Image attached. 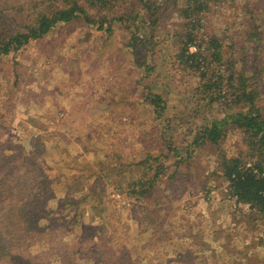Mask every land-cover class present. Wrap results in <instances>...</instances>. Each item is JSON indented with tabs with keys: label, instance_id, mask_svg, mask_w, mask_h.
I'll return each instance as SVG.
<instances>
[{
	"label": "rangeland",
	"instance_id": "374dc122",
	"mask_svg": "<svg viewBox=\"0 0 264 264\" xmlns=\"http://www.w3.org/2000/svg\"><path fill=\"white\" fill-rule=\"evenodd\" d=\"M131 7L119 3L107 16L120 18ZM233 9H214V26L207 25L208 30L224 32L226 23L235 22ZM83 18L58 26L0 64L2 155L12 142L16 153L40 146L38 167L57 186L78 177L93 182L94 174L112 172L111 181L103 183L100 203L86 205L74 234L61 224V232L48 231L45 246L35 239L33 263L57 264L59 251L52 244L61 240L67 245L62 252L81 264L98 256L111 264H187L186 254L192 256L190 264L263 263L264 216L231 199L226 181L206 179L216 150L207 146L184 162L174 155L175 149L186 153L206 116L197 110V83L178 74L166 58L157 59L163 50L175 52L167 43V21L153 33L147 30L160 42L159 51L150 56L145 43L138 38L133 43L132 31L120 22L113 23L109 36L98 29L99 20L93 25ZM143 53L154 62L150 73L140 67ZM152 94L167 103L161 115L147 101ZM228 136L226 150L238 151L243 138ZM148 156L159 159L165 173L156 187L161 191L145 201L135 196L139 186L132 183L142 172L146 178L154 175L140 165ZM121 183L122 195L115 190ZM147 214L156 225L148 224ZM144 229L150 231L143 234Z\"/></svg>",
	"mask_w": 264,
	"mask_h": 264
},
{
	"label": "trees",
	"instance_id": "16d2710c",
	"mask_svg": "<svg viewBox=\"0 0 264 264\" xmlns=\"http://www.w3.org/2000/svg\"><path fill=\"white\" fill-rule=\"evenodd\" d=\"M128 2L132 4L131 10L122 17L107 16L119 3ZM224 5L234 8L235 22L226 23L224 32L221 29L209 31L207 25L214 26V9ZM89 13H94V17ZM81 17L93 25L99 20L98 29L109 36L113 35V23L120 22L132 31L133 43H137L136 38L145 43L144 52H151L150 56L154 55L152 51H159L160 42L147 30L153 33L167 21L171 27L166 34L167 43L175 52L170 55L163 50L157 59L166 58L180 71L178 74L189 75L197 83L201 96L197 110L206 116L186 153L175 149L174 155L184 162L207 146L215 149L216 163L206 179L215 177L226 181L231 199L264 216V85L261 83L264 77V0H0V64L31 43L44 40L58 26ZM141 61L140 67L146 73L152 72L154 62L149 61L146 54L143 53ZM149 99V105L158 115L166 111L167 103L161 95L152 94ZM215 108L224 113H215ZM229 134L243 138L236 152L225 148ZM13 145L12 142L4 155L0 148V264H34L31 259L35 239L45 246L48 231L54 233L59 229L61 232V224L64 231L74 234L73 228L78 229L86 205L100 203L103 183L111 181L112 172L102 170V174H94L93 182L78 177L72 181L62 180L57 186L53 178L38 167L36 158L40 154L36 149L40 146L16 153ZM158 162L159 159L151 161L148 156L140 163L142 168L146 165L147 173L154 175L146 178L142 172L132 183L133 187L139 186L135 196L153 199L155 193L161 191L156 187L165 167ZM115 190L122 195L125 188L121 183ZM52 207L55 211H50ZM73 213L74 218H70ZM143 217L148 224L156 225L148 214ZM148 231L144 229L143 234ZM63 244L66 250L63 240L52 244L59 251L57 264H81L62 252ZM181 253L175 251L177 256ZM182 258L187 264L193 261L188 254ZM102 259L103 256H98L86 262L111 264V259L107 263Z\"/></svg>",
	"mask_w": 264,
	"mask_h": 264
}]
</instances>
